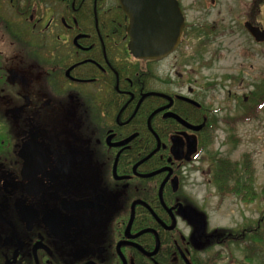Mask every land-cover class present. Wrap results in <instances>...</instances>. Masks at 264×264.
<instances>
[{
    "label": "flooded vegetation",
    "instance_id": "flooded-vegetation-1",
    "mask_svg": "<svg viewBox=\"0 0 264 264\" xmlns=\"http://www.w3.org/2000/svg\"><path fill=\"white\" fill-rule=\"evenodd\" d=\"M127 24L117 0H0V264H192L204 255H187L192 206L180 185L209 109L166 83L157 89L164 78L155 76L194 33L184 23L173 53L140 60L127 49ZM78 109L85 137L75 145ZM187 137L197 150L189 161Z\"/></svg>",
    "mask_w": 264,
    "mask_h": 264
},
{
    "label": "rangeland",
    "instance_id": "rangeland-1",
    "mask_svg": "<svg viewBox=\"0 0 264 264\" xmlns=\"http://www.w3.org/2000/svg\"><path fill=\"white\" fill-rule=\"evenodd\" d=\"M178 2L184 12L185 33L194 35L186 36L176 52L156 64L155 76L164 78L156 88L194 97L212 112L207 121L214 125L210 146L182 168L180 195L205 215L210 230L224 229L238 236L221 244L211 242L214 248L209 252L219 251L222 256L218 264H264V241H257L260 236L264 239V110L249 122L233 125L230 120L244 112L241 102L249 103L251 93L264 80V44L254 42L243 27L250 22L264 30V0ZM71 121V138L79 145L85 137L83 126L78 124L82 121L79 109ZM232 127L235 132L229 134ZM63 128L67 130L66 123ZM231 135L237 138L234 143ZM211 155L240 163L244 155L248 156L257 194L252 203L218 196L210 180ZM180 228L190 233L188 227ZM253 231L259 232L256 240L251 237ZM247 245L253 249L244 250Z\"/></svg>",
    "mask_w": 264,
    "mask_h": 264
},
{
    "label": "trees",
    "instance_id": "trees-1",
    "mask_svg": "<svg viewBox=\"0 0 264 264\" xmlns=\"http://www.w3.org/2000/svg\"><path fill=\"white\" fill-rule=\"evenodd\" d=\"M120 24L122 25L120 31H123L124 22L120 20ZM260 84L255 87V90L251 93V101L249 103L241 102V106H243V113L231 118V122L233 125L237 124V122H249L254 117H256L261 111L264 110V80H260ZM158 98V96H156ZM204 107H206L204 105ZM203 107V108H204ZM208 110V109H207ZM209 114L211 115V111ZM204 118L205 120V128L200 133L201 137L199 139L198 144V154L200 152L206 151L208 146H210L213 140V130L214 125L210 122L208 123L207 119L210 117L209 115ZM235 128H230V133L233 134ZM232 143L237 141L236 137L230 136ZM208 160L210 163V180L214 183L215 188L217 190V194L220 198H225L228 196H233L237 198L240 202L249 204L254 201L257 197V194L253 188V182L255 178L253 177L252 164L249 162L248 156L244 155L241 163L240 162H232L227 158H220L214 155L208 156ZM261 199L264 200V188L262 190ZM260 193V194H261ZM191 211H189L186 215L192 220L189 222V225L192 226V232L190 237H188V241H190L188 245L192 248V253L190 254V250L187 253L190 258H194V256H198L199 253L204 254L202 258L195 263L192 260V264H218L222 260L221 253L219 251H211L212 249V241H218V244L223 243L226 239L237 240L238 236L231 234L228 230L224 229H212L210 230L206 224V217L204 214L198 211V209L191 207ZM258 231H253L251 234L252 239L256 240V235ZM234 236V237H233ZM259 243H263L264 239L260 236L257 240ZM214 248V246H213ZM253 249L251 246H246L244 250ZM246 261L250 262V256L245 257Z\"/></svg>",
    "mask_w": 264,
    "mask_h": 264
},
{
    "label": "water",
    "instance_id": "water-1",
    "mask_svg": "<svg viewBox=\"0 0 264 264\" xmlns=\"http://www.w3.org/2000/svg\"><path fill=\"white\" fill-rule=\"evenodd\" d=\"M121 11L128 21L125 29L128 36L129 53L140 60H161L178 47L184 28V19L177 0H117ZM245 30L257 43L264 42V31L244 24ZM198 131L201 127H190ZM187 137L186 161L196 152L193 137ZM171 152L177 159L181 158L182 145L172 139Z\"/></svg>",
    "mask_w": 264,
    "mask_h": 264
}]
</instances>
